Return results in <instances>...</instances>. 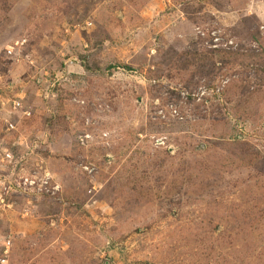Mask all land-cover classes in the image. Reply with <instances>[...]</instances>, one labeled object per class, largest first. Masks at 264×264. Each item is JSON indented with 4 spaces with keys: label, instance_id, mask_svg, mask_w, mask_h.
Listing matches in <instances>:
<instances>
[{
    "label": "rangeland",
    "instance_id": "rangeland-1",
    "mask_svg": "<svg viewBox=\"0 0 264 264\" xmlns=\"http://www.w3.org/2000/svg\"><path fill=\"white\" fill-rule=\"evenodd\" d=\"M0 264H264V0H0Z\"/></svg>",
    "mask_w": 264,
    "mask_h": 264
}]
</instances>
